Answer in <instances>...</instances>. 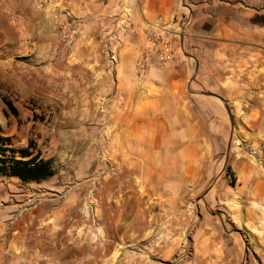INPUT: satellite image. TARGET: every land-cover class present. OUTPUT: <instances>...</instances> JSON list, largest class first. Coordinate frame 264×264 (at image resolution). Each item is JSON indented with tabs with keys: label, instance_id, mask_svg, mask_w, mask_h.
<instances>
[{
	"label": "crops",
	"instance_id": "obj_1",
	"mask_svg": "<svg viewBox=\"0 0 264 264\" xmlns=\"http://www.w3.org/2000/svg\"><path fill=\"white\" fill-rule=\"evenodd\" d=\"M188 17L176 52L137 82L133 68L147 50V25L176 30ZM108 52H116L114 73L107 70ZM1 99L23 120L10 117L0 136L21 148L32 130L56 170L42 183L60 176L66 202L49 211L65 217L76 206L88 218L73 223L77 234L68 237L69 223L45 220L51 215L45 213L43 224L60 227L61 237L32 239L29 254L13 240L6 246L12 259L0 257V264H128L130 246L156 218L155 204L167 206L177 226L191 197L214 178L227 180L213 155L217 141L228 142L229 109L222 102L252 100L242 112L255 137L264 133V0H50L39 8L34 0H0ZM207 105L216 107L214 114ZM4 108L0 102V116ZM41 111L50 120H32ZM213 115L220 120L213 123ZM105 141L107 165L116 172L109 178L101 172ZM231 166L236 187L221 193V202H233L237 211L246 202L264 209V172L240 158ZM34 208L46 210L35 204L27 210ZM255 243L264 245V236ZM2 244L0 237V251ZM253 257L264 264V248Z\"/></svg>",
	"mask_w": 264,
	"mask_h": 264
},
{
	"label": "rangeland",
	"instance_id": "obj_2",
	"mask_svg": "<svg viewBox=\"0 0 264 264\" xmlns=\"http://www.w3.org/2000/svg\"><path fill=\"white\" fill-rule=\"evenodd\" d=\"M109 55L110 52H108L107 61ZM226 65L231 71L232 65ZM244 73L240 77L246 78ZM0 102L4 104L3 99ZM251 102L252 100L222 102V105L229 109L228 117L224 116L229 125L228 142L217 141L213 155L223 161L227 180L221 181L219 177L214 178L199 195L191 197L187 204L188 210L183 217L186 219L179 222L177 226L172 223L174 213H171L163 204H155L153 210L156 218L152 220L143 238L137 244L130 246L132 252L128 264H258V259L253 257V253L255 248L257 251L259 248H264V245L255 243L259 236H264V213H261L264 209L254 203L246 202V205L239 206L237 211L234 210L236 204L231 201L223 203L220 196L228 188L236 187L231 166L234 160L240 158L249 161L264 172V133L255 137L251 117L242 112V109L252 108ZM259 105L261 108L264 107L262 103ZM4 106V114L0 116V126L2 129H7L10 126L9 118L13 119L15 116L10 113L5 104ZM206 107L211 109L213 114L215 113L214 105ZM99 113L104 118L103 121L107 123L109 114ZM31 116L32 120L39 123L51 118L44 115L43 111L34 112ZM16 118L19 123L23 120ZM212 118L213 123L220 120V117L216 115ZM214 131L219 132L220 126H217ZM29 134V139L35 141L37 138L35 133L31 130ZM257 139H261V143ZM13 144L14 147L20 148L15 143ZM104 150L107 151V155H104ZM101 153L102 163L105 164L101 172H104L102 175L107 174L109 178V175H113L109 172V165H107L109 157L107 141L101 145ZM53 181L55 182L52 184L25 186L17 180L0 178V237L3 238L5 244L4 246L2 244L1 258L10 261L11 256L6 253V246L13 240L21 241V244L16 246L21 245L23 253L29 254L28 248L32 239L46 237L47 239L52 237L59 239L61 237L60 227L48 229L47 224H43L45 213L50 215L52 211L49 210H59L62 202H66L65 189L60 187L62 182L60 176ZM46 198L51 200H46ZM89 200L92 201V197L87 199ZM31 204L42 209L46 207V210H41V212L36 208L27 210L28 205ZM73 208V211L68 212L65 217L57 211L54 215L51 213L49 218L45 217V220L64 218L69 223L64 235L76 236L77 228H74L76 225L73 228L70 226L77 220L88 218V214L77 212L76 206ZM247 210L249 212L246 215ZM233 211H237L236 217L231 216L230 213Z\"/></svg>",
	"mask_w": 264,
	"mask_h": 264
},
{
	"label": "built area",
	"instance_id": "obj_3",
	"mask_svg": "<svg viewBox=\"0 0 264 264\" xmlns=\"http://www.w3.org/2000/svg\"><path fill=\"white\" fill-rule=\"evenodd\" d=\"M48 4H50V0H34V6L37 8ZM189 24L190 18L188 17L181 21L176 30L169 24H163L162 22H155L147 25V50L137 59L133 68V77L137 82L143 83L150 70L166 62L168 57L172 56L176 52V42L180 35V29H183ZM116 63V54L114 52H110L107 70L114 73ZM100 112L109 114L104 102L101 103ZM104 155H107V151L105 150ZM108 169L112 174L116 173L113 168L109 167ZM163 213L164 212L162 211V216Z\"/></svg>",
	"mask_w": 264,
	"mask_h": 264
},
{
	"label": "trees",
	"instance_id": "obj_4",
	"mask_svg": "<svg viewBox=\"0 0 264 264\" xmlns=\"http://www.w3.org/2000/svg\"><path fill=\"white\" fill-rule=\"evenodd\" d=\"M4 104L15 117L18 111L13 104L3 99ZM56 174L50 159H45L37 143L29 139L25 147H14L11 138L0 136V176L14 178L24 184H40Z\"/></svg>",
	"mask_w": 264,
	"mask_h": 264
}]
</instances>
